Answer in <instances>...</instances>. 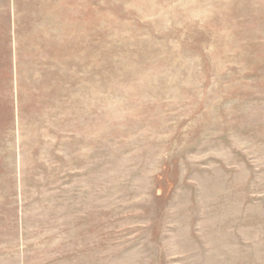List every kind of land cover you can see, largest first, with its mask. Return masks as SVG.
<instances>
[{"label":"rangeland","instance_id":"rangeland-1","mask_svg":"<svg viewBox=\"0 0 264 264\" xmlns=\"http://www.w3.org/2000/svg\"><path fill=\"white\" fill-rule=\"evenodd\" d=\"M0 264H264V0H0Z\"/></svg>","mask_w":264,"mask_h":264}]
</instances>
